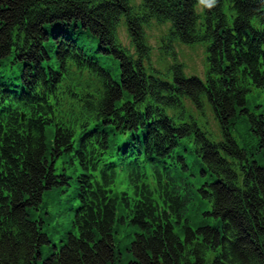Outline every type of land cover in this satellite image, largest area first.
I'll return each instance as SVG.
<instances>
[{
    "label": "trees",
    "instance_id": "obj_1",
    "mask_svg": "<svg viewBox=\"0 0 264 264\" xmlns=\"http://www.w3.org/2000/svg\"><path fill=\"white\" fill-rule=\"evenodd\" d=\"M202 1L200 18L195 10L197 0H140L136 5L134 0H0V64L13 56L24 66L20 74L24 79L42 72L43 61L50 59L62 69L65 42L75 43L80 36L64 26L86 32L96 42L98 53L118 64L117 78L100 69L107 83L104 97L91 103L99 127L110 126L120 133L143 128L145 137H154L163 149L164 145L174 147L180 138L192 137L196 157L204 166L201 172L216 177L199 191L210 202L209 214L221 221L220 228L199 226L195 234L182 226L181 238L174 232L179 215L173 224L147 210L126 225L122 217L116 218L112 206L98 204L94 211L89 203L81 220L75 213L76 233L69 232L60 249L38 263L40 247L51 241L42 220L33 219L32 212L40 209L46 190L69 185L73 175L56 163L72 154L69 137L58 132L51 142L41 131L35 138H11L4 151L0 264H120L115 234L131 226L140 233L123 241L127 264H264V164L257 159L264 158V112L246 107L250 87L264 91V68L256 57L264 41V0ZM232 14L236 37L226 23ZM153 21L171 22L169 40L206 42V82L185 77L176 61L168 66L171 83L146 73L143 61L150 53L146 27ZM120 24L132 38L135 55L118 42ZM241 36L247 41L246 52L239 43ZM163 48L174 54L170 42ZM182 99L189 100L200 116H207L205 110L211 112L221 130L220 139L208 138L193 119L185 122L184 115L175 114V122L165 114L167 108L184 109ZM183 164L187 170L186 159ZM74 180L82 198L80 177ZM89 181L94 187L95 180ZM181 202L185 206L186 200Z\"/></svg>",
    "mask_w": 264,
    "mask_h": 264
},
{
    "label": "rangeland",
    "instance_id": "obj_2",
    "mask_svg": "<svg viewBox=\"0 0 264 264\" xmlns=\"http://www.w3.org/2000/svg\"><path fill=\"white\" fill-rule=\"evenodd\" d=\"M139 2L140 0H134L135 5ZM64 28L67 32L73 33L74 36L80 35L78 37L79 41L85 40L83 44L80 41L81 44L88 50L89 53L96 55V53L92 52L96 48V42L94 39L90 38L86 32H81L80 29L72 31V29L68 26H64ZM167 28L168 23L158 24L156 22H153L146 28L147 42L151 47V66L156 70H159L163 76H166L169 72L167 70V66L170 63L169 56L162 49V40L167 32ZM117 31L120 43L132 51L125 27L121 24ZM173 48L176 53L177 60L184 65L186 75L203 76V72L206 70L205 47L203 44L187 46L180 43H174ZM97 58L105 65H109L110 63L109 60L105 61L99 57ZM13 68L15 67L13 66ZM112 73H115V69H112ZM185 105L192 113L193 119L198 122L199 126L202 127V130L206 132L207 136L211 140L216 141L220 139L221 130L217 127V123L209 111L206 113L207 116L200 117L188 102H185ZM246 106L250 111L264 112V91L251 90L247 94ZM242 132L243 131H240L238 134ZM233 135H235L234 132ZM192 148V140L184 138L180 141L176 150L184 154L188 158V162L191 163L193 158ZM257 159L264 164L263 157H257ZM191 166L193 168L191 171L186 172V179L183 180V183H189V190L191 191V194L185 193L191 201L184 207L185 219H188L192 226H200L202 224L213 225L215 223V218L211 215L204 214L206 210H210L209 203L207 202V199L200 196L197 188L205 181H213L214 176L210 175V173H202L201 165L196 162H192ZM148 180H152L151 176L148 177ZM120 183L123 189L128 188L126 180H120ZM72 193V188L69 189L66 185H60L53 187L52 189H48L43 195L40 209L32 212L33 219L42 220L43 230L51 240V243L44 244L40 247V259L37 260L38 263H41V261L49 256L53 251L58 250L66 241L68 233L75 229L71 225L74 215V211L72 210L74 205L70 199L72 197ZM120 226H123V224ZM133 231V227H131L130 229L119 231L115 234V237L118 239L117 244H119V248L121 249L122 258L119 261L120 264H127L128 262V252L124 248L123 240L129 239L131 237L130 234H132Z\"/></svg>",
    "mask_w": 264,
    "mask_h": 264
},
{
    "label": "bare ground",
    "instance_id": "obj_3",
    "mask_svg": "<svg viewBox=\"0 0 264 264\" xmlns=\"http://www.w3.org/2000/svg\"><path fill=\"white\" fill-rule=\"evenodd\" d=\"M197 22L195 21V24H196ZM121 25V24H120ZM119 25V26H120ZM119 28V27H118ZM118 28H117V30H118ZM126 33H127V31H126ZM127 35H128V38H129V43H131L132 42V38L129 36V34L127 33ZM117 37H118V31H117ZM118 42L120 43V41H119V38H118ZM121 44V43H120ZM44 46H45V48L47 47V43H44ZM164 81L165 82H167V83H171L172 82V72H168L167 73V75H166V77L164 78ZM27 91H28V89H27V87H25V89H22L21 91H19V92H17L20 96H26L27 95ZM8 93H11V94H13L14 93V91H10L9 90V92ZM7 93V94H8ZM6 94V95H7ZM207 111L208 110H205V112L207 113ZM159 128H157V130H158ZM159 132V131H158ZM108 149V153L109 154H105V153H100V152H98L97 154H98V156L100 157V158H102V159H104L105 161H106V167H107V170L109 171V172H111V173H113V172H117L119 169H120V166H121V163H122V161H123V153H122V151H120V150H115L114 148H112V147H108L107 148ZM109 158H112L113 159V162H108L107 160L109 159Z\"/></svg>",
    "mask_w": 264,
    "mask_h": 264
}]
</instances>
